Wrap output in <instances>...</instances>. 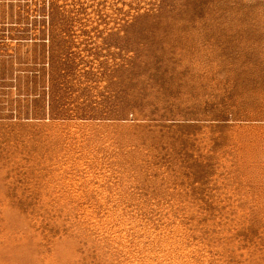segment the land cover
<instances>
[{
	"label": "rangeland",
	"instance_id": "1",
	"mask_svg": "<svg viewBox=\"0 0 264 264\" xmlns=\"http://www.w3.org/2000/svg\"><path fill=\"white\" fill-rule=\"evenodd\" d=\"M0 264H264V0H0Z\"/></svg>",
	"mask_w": 264,
	"mask_h": 264
}]
</instances>
